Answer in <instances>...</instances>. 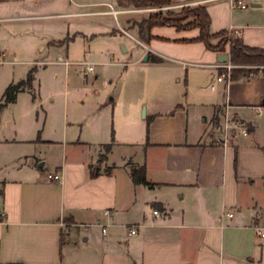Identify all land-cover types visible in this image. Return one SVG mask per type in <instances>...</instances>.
Returning a JSON list of instances; mask_svg holds the SVG:
<instances>
[{
    "label": "crops",
    "instance_id": "crops-1",
    "mask_svg": "<svg viewBox=\"0 0 264 264\" xmlns=\"http://www.w3.org/2000/svg\"><path fill=\"white\" fill-rule=\"evenodd\" d=\"M241 1L246 7L233 6L230 0H173L161 10L203 6L211 33L233 31L246 45L264 48V0ZM156 10L136 7L129 0H0V38L6 47L0 50L5 60L0 65H11L3 86L24 80L33 69L31 85L0 109V117L10 112L21 93L33 92L24 112L31 119V131H40L31 141L41 148L38 153L44 152L14 157L7 175L0 174V264H264V239L255 229L264 227V74L241 76L228 85L216 82L222 64L229 61L227 48L213 51L202 41H188L199 35L198 27L167 33L176 28L153 26L147 37L145 31L141 36L137 23ZM19 39L26 53L14 51ZM93 44V50L110 59L100 64L127 68L145 62L149 83L168 80L172 73L177 82L188 80L189 89L195 83L198 91L189 99L185 85L176 87L178 97L166 110L135 97L118 139L95 123L86 131L70 130L68 136V125L77 119L67 113L55 117L49 108L41 111L40 119L37 111L33 115L41 107V100L33 103L36 93L39 96L37 76L47 63L63 66L66 74L79 62L67 56L77 49L89 53ZM48 46L64 49L66 57L43 59ZM117 52L135 59L114 62ZM222 53L227 61L219 60ZM169 60L181 66H171ZM113 100L104 93L97 109ZM141 104L142 117L150 119L148 136L147 121L135 117ZM226 104L246 125L247 134H236L224 146L217 138ZM113 119L115 127V115ZM47 127L58 133L56 137L45 135ZM21 130L14 125L3 141H15ZM106 144L111 148L99 160ZM142 165L153 186L131 178L130 168ZM53 172L61 174L60 180L47 177ZM106 209L110 215L104 214ZM154 209L160 215H154ZM97 222L108 223L104 234ZM126 224H138V232L128 235Z\"/></svg>",
    "mask_w": 264,
    "mask_h": 264
},
{
    "label": "rangeland",
    "instance_id": "rangeland-1",
    "mask_svg": "<svg viewBox=\"0 0 264 264\" xmlns=\"http://www.w3.org/2000/svg\"><path fill=\"white\" fill-rule=\"evenodd\" d=\"M163 11L165 12V10ZM180 11L172 12L179 14ZM115 27H117L116 23ZM101 29L103 28L94 27L93 31H101ZM171 31L180 33V30L178 29L166 30L167 33H170ZM217 40L218 39H212V42L215 43ZM22 41L24 40L19 39L14 42V46L16 49L14 50L15 52H27L26 44H24ZM184 42L187 41L185 40ZM94 44H96V42ZM94 44L91 45V51L89 53L83 54L84 51H82L81 49H77L75 51H72L73 56L71 54L67 56L70 60L77 59L79 61L92 62V66L94 67L93 71H83V65L73 64L70 67V71H67L65 74V72L63 71V66L59 64L47 63L45 67H43L42 65L37 76V82L39 83V96L36 93L33 102L37 103L39 100H41L40 104L42 108L40 107V105L38 107L35 106L36 108L32 111L34 116L37 111L40 119L42 115L41 111L43 109L45 111H49L50 108L51 115L55 117L62 118L64 113H67L69 119H77L75 125H68V136L70 135V130H75L77 131L76 133H78L80 128L84 127V130L86 131V128L95 123L101 131L108 132V135H111L112 139H118V133L121 126L123 128L124 115L129 111V102L132 101V99H134L135 97L142 96L144 97L145 101H148L149 103L151 101H154L160 109L166 110L171 105L172 101H175V99H177L178 97L175 88L179 87L181 89H184L185 85V90L183 92L186 93V97H188L189 99H194L193 92L198 91L195 86L196 84L192 83L189 89L188 80H186V84H184V80L182 78L179 82H177L176 79L178 78V76L175 77V75L172 73L168 74V80H159L155 83H149L151 82L149 80V73L145 69V67H143V65H145V62H138L133 65L128 64L127 68L117 64L98 63L99 61H108L110 59L109 57L106 58L103 54H100L99 51L93 50ZM5 48L6 47L4 45V42L0 38V50H3ZM116 50H118V46ZM17 56L18 58L21 57L20 55ZM65 57L66 53L64 49L55 50L52 49L51 46H48V49H46L42 54V58L46 60L57 61L63 60ZM186 57L187 56L183 55L181 58ZM134 59V55L130 56L129 53L125 54L117 52L111 60L114 62H118L121 60L131 62ZM169 62L172 64L171 66H181V64L177 61L169 60ZM225 63L228 64L230 63V61ZM242 67L245 70H254L255 68H257L256 65H243ZM10 68L11 65H0V97L3 94L5 88V86H3V83H5V81L7 80L8 73H10ZM188 68H191V66H188ZM260 69H258L256 73H258ZM223 70L224 69H221V71ZM212 73L215 74L217 73V71H213ZM94 74H97L98 77L94 78ZM253 74V72H249L246 75ZM12 75H14L13 77H19L16 72H13ZM18 79L20 78H16L15 81H17ZM67 84L69 85L66 86ZM66 87H68L67 92ZM199 91H201V89H199ZM104 93H107V97L109 94L112 95L114 97V100L113 102L98 110L96 102ZM99 94L100 96L98 97ZM32 95H34L33 92L21 93V95H19L18 97L16 105H14V107H11L12 109H10V112H8V114L4 115L2 118L0 117V137L2 139V142H0V174L7 175V170L11 168L12 165H14L12 164L14 157H19L23 155V153L29 154L35 151L36 155L40 154L41 156H43L44 152L41 151L40 153H38L41 148L36 147L34 145L35 143L31 141L36 139L35 135H39L40 131L34 132L33 129L31 131V119L28 113L24 112L27 106L26 98H29L30 100ZM178 102L185 103V101L183 100ZM142 112L143 105L141 104V106L139 107V111L137 110L135 114V117L137 119L136 121H147L142 117ZM11 114H13L15 120H11ZM113 115H115V127L113 124ZM263 118L264 115L260 116V119ZM68 122L70 123V120H68ZM216 122L218 123V121ZM14 125H19L22 128L21 131H18V136L14 137V139L16 140L12 142L3 141V135L12 132V130H14ZM130 127L137 129V124H132ZM210 128L211 126H209V129ZM115 129L117 131L116 134ZM59 132L60 134L63 133V122H60L59 124ZM44 133L45 135L49 133L53 137H56V135L58 134L55 133L53 131V128L50 127H47ZM20 138L25 141L19 140ZM109 143L112 142L110 141Z\"/></svg>",
    "mask_w": 264,
    "mask_h": 264
},
{
    "label": "trees",
    "instance_id": "trees-1",
    "mask_svg": "<svg viewBox=\"0 0 264 264\" xmlns=\"http://www.w3.org/2000/svg\"><path fill=\"white\" fill-rule=\"evenodd\" d=\"M136 7L151 6L156 7L157 10L151 12L146 18H143L137 23L139 32L143 36L145 27L148 31L153 26L170 25L178 30H187L195 27L199 28V35L196 38L189 39L188 41H202L205 46L213 51H225L228 47L229 61L233 65L230 70V81H235L241 76H245L249 72L254 74L258 69L264 74V48L252 47L246 45L242 38L236 35L233 31L220 30L216 33L209 31L210 17L205 7H183L178 13H173L170 10L162 11L160 7L169 5L173 0H129ZM182 12V13H181ZM212 39H218L215 43ZM152 61H161L158 57L149 56ZM243 65H256L257 68L243 69ZM223 69V68H222ZM220 72H222L220 70ZM33 78V69L27 73L25 80H20L16 83H10L4 89L0 109L6 104L14 101L18 91L23 89L24 86H29ZM178 107V106H177ZM150 119L147 118L146 136H148V127ZM105 154L100 156L99 160L106 157V153L110 150L111 144L104 146ZM130 175L134 182L143 183L148 186H153L154 183L149 182L145 177V167H131Z\"/></svg>",
    "mask_w": 264,
    "mask_h": 264
},
{
    "label": "built area",
    "instance_id": "built-area-1",
    "mask_svg": "<svg viewBox=\"0 0 264 264\" xmlns=\"http://www.w3.org/2000/svg\"><path fill=\"white\" fill-rule=\"evenodd\" d=\"M231 5L233 6H239L241 8L246 7V4L244 2H242L241 0H230ZM162 7H160L161 9ZM115 14V11H112ZM4 52L0 51V64L4 63ZM78 65H83L84 69L86 71H92L93 70V66L90 62L88 61H79L77 62ZM224 70L220 73L217 74V76L215 77V81L216 82H222L225 85H228V83L230 82V70L232 65L230 63H225L222 64L221 66ZM211 89L215 88V84L210 83L209 84ZM258 110H260L261 108L258 106L257 107ZM219 131L220 134L217 138V140H219L222 145H226L236 134L240 133L243 135L247 134V127L246 125L239 121L238 119H235V117L229 113L228 111V105L226 104L225 106V110L221 115V122L219 124ZM47 177L52 180V181H58L61 178V174L59 172H53V173H49L47 174ZM152 213L154 215H160V213L158 212V210H153ZM105 215H110L111 211L109 209H106L104 211ZM222 215H228V216H232V213L230 212H223ZM72 225L74 226H89L91 224H83V223H72ZM94 225H98L101 228L102 233L104 234L106 232V227L108 226V223H102V222H97ZM127 228V233L128 235H132V234H136L138 232V224H126L124 225ZM255 229L257 230V232L259 233L260 237L264 239V227L263 226H256Z\"/></svg>",
    "mask_w": 264,
    "mask_h": 264
},
{
    "label": "water",
    "instance_id": "water-1",
    "mask_svg": "<svg viewBox=\"0 0 264 264\" xmlns=\"http://www.w3.org/2000/svg\"><path fill=\"white\" fill-rule=\"evenodd\" d=\"M148 32H149L148 28L145 27V35H146V37L148 36ZM220 56L222 57L221 59H219L220 61H227L228 60V55L227 54L222 53V54H220ZM144 59H147V55L145 56ZM42 165H43V162H39L38 167H42Z\"/></svg>",
    "mask_w": 264,
    "mask_h": 264
}]
</instances>
